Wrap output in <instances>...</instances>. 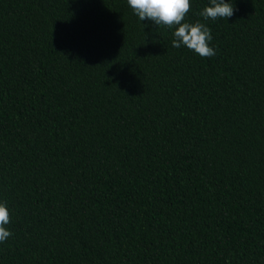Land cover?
<instances>
[{
	"label": "trees",
	"instance_id": "trees-1",
	"mask_svg": "<svg viewBox=\"0 0 264 264\" xmlns=\"http://www.w3.org/2000/svg\"><path fill=\"white\" fill-rule=\"evenodd\" d=\"M216 55L127 0H0V264H264V0Z\"/></svg>",
	"mask_w": 264,
	"mask_h": 264
},
{
	"label": "clouds",
	"instance_id": "clouds-1",
	"mask_svg": "<svg viewBox=\"0 0 264 264\" xmlns=\"http://www.w3.org/2000/svg\"><path fill=\"white\" fill-rule=\"evenodd\" d=\"M127 3L140 21L148 20L157 26L175 29L172 47L179 49L184 46L203 58L216 55V50L210 46L213 40L211 29L199 21L185 22L191 10V0H127ZM234 12L232 3L210 0V6L205 7L199 15L204 20H228ZM10 222V211L5 203L0 202V243L13 235L7 227Z\"/></svg>",
	"mask_w": 264,
	"mask_h": 264
}]
</instances>
